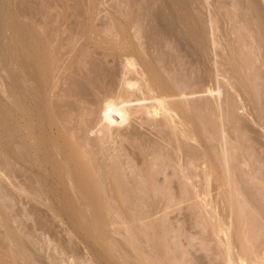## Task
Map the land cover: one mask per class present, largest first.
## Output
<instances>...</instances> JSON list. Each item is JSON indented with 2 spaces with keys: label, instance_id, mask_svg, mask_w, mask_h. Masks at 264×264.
I'll list each match as a JSON object with an SVG mask.
<instances>
[{
  "label": "rangeland",
  "instance_id": "obj_1",
  "mask_svg": "<svg viewBox=\"0 0 264 264\" xmlns=\"http://www.w3.org/2000/svg\"><path fill=\"white\" fill-rule=\"evenodd\" d=\"M156 48H157V51H156ZM103 50L104 52L106 51L105 55H104V52L102 53ZM146 50L149 53H147ZM126 57H129L134 60L136 64V68L138 67L142 68L144 66V69L146 68L147 71L150 70L149 74H150V77L151 76L153 77L152 80H154L155 84L157 83L159 87L161 86V89H164V92L168 94L173 92L172 91L173 87L170 85L175 86L173 83L178 79L182 80L183 82H184L183 79H186L188 83L185 82V84L187 85L188 84L190 85L192 83L191 85H193L194 88L190 85L189 88L191 89L192 87L190 91L194 89L196 90L195 92H197L196 94L199 95V97L194 98L195 100L197 99L195 104H197L198 110H195V112L193 110L192 115H191L193 117L190 116V112H189V116H190L189 119L191 120L190 126H193L194 128V130L192 131L194 132L196 131L195 132L196 134L195 133L194 134L196 135L197 141L186 140V142H189V145L193 144L192 146L195 148L192 147L193 148L192 150L199 151L202 153L206 152V154L205 153L204 154L208 155V158L204 156L205 158L204 159L202 158L201 159L202 161L200 160V162H204L203 160L205 159H207V161L209 160L211 163L214 162L212 165L208 161V163H210L208 167L211 166V168L214 169V170L211 169V171H214L215 173L218 172V175L216 176V178L220 177L219 173H220V170L222 169L219 164L220 162L217 159L219 156V154L217 153H219L221 149L218 137L222 136L221 131L225 132L224 130H221L222 128H226L225 136L228 139L227 142L230 144L229 145L227 143L229 146V149L234 148L233 149L234 152L231 151L233 156L234 154L235 156L237 155L236 157L238 158L242 156L240 160H243L246 158L248 154H250L249 155L250 157L251 155L254 158L256 156L253 162L251 161V164H247L248 162H246L247 161L246 159H250V160L253 159V157H251L252 158L251 159L249 156H247L248 158L245 159L246 161L243 160L240 162L245 161L247 165H250L248 168L251 167L252 163L254 165L255 164L260 165V166L257 165V167L256 165L255 167H253L252 165L253 170L254 168H256L255 171H253L252 169L246 168L245 170L247 171L248 170L253 171V172L249 171V174L248 172L247 173L245 172V174H248V175H244V173H241L240 171L241 176H245V177L247 176L245 179L250 180L251 178L249 177H251L252 175H255L254 174L255 172L257 174L258 173L257 169H260L264 165L263 163L264 162V0H0V264H82V263L83 264H147L146 258L147 260H149L148 258L151 256L152 258H156L159 263L160 261L158 260L157 257L159 256L162 257L164 256V254L166 256V259L172 258L170 260L168 259V263L171 262L172 264L173 259L176 255H177L176 256L177 258L175 257V259L182 258L180 256L181 253L183 257L185 255V259L187 260V262L186 260L184 262L186 264H190L189 262L191 260H192L191 261L192 264H194L195 262H197L198 264L199 260L204 259V255H202L203 259H202V256L201 258H199L200 256L198 255V257L196 258V261L194 259L195 262L193 263V258H195V256L193 257V253H196L197 249H189V248L185 249V247L186 248L187 246L190 247V245L192 244L191 243L192 241L199 239V235L201 234V231L204 233L208 231V230H205L207 228H204L202 225H200L202 222L200 221L201 222L200 223L197 220L199 219V217L201 216L203 212L205 213L204 215L207 218L205 220H207V222L210 223L209 227L212 224L211 220L208 217L209 211L206 209L212 206V202H211V205L207 206L206 208L201 207V209L203 208L206 210L202 209L201 212H198V214L200 213V215H198L196 211L200 209L201 205L196 206L195 204V203H197V205L202 204V202L204 203L208 200L207 198H209V201H211V197H208L209 194L207 196L205 195L206 192H210L211 194L212 190L209 187L206 188L205 186H203V188H199L201 189V191L202 190L204 191V192H200L201 193L200 195H202V198L205 195L207 197L205 198L206 201L205 200L203 201L204 198L202 199L199 196H198V199L200 198L202 200L197 201L196 199L197 196L196 198L193 197L194 199H196L197 202L193 198H192V200H194L193 202H191V199L189 200V203L191 202V205L193 203L194 207L196 206L199 208L195 207L193 209V205L190 207L185 205L186 202L188 203V201L184 202L185 204L183 203V205H185L184 207L182 204L178 205L179 207L177 208L174 207L173 205L171 207L167 206L168 208L165 206L166 210L161 209L163 208V206L162 204H160L161 207L160 205H156L160 209L158 210V208L156 207L157 209L155 208L154 210L155 213L151 215V213L153 212V210H151L153 208L151 207H155V206L151 205V207L149 208L152 211L151 212L148 209V207L150 206L149 203L147 204L148 205L147 208H146L147 205H145L144 203L145 199H147V195H146V198L144 197L145 194L147 193L146 188H149L150 185L151 187L153 184L155 185V181H153L154 179L152 177L151 178L153 180L151 178H149V180H146L147 179L146 178L144 180L145 183L142 182L143 184L141 185L143 186H141L140 185L141 182L137 181L136 178L138 179L139 177H141V175L143 176L144 174L142 173L144 172L146 175L147 174L146 169L156 167V166L154 167L153 165H152L153 167H151V164L150 166H148L149 164L148 162L150 159L152 161V158L151 156H148L147 152L149 150L154 151V149H156L157 147L159 148V146L162 143L166 144L165 142L160 143L161 140H159L158 136H156L157 134H155V130L151 128L152 125H149V122H150L149 120H148L149 121L148 123L146 124L143 123L144 125L142 126L141 125L139 126L137 124H132V128H128L130 132H124L128 136L118 135L119 136V138H117L118 145L116 142V146H115V141H116V137H115L114 147H113V148L117 147L116 148L117 150L114 151V154L117 155L118 158L117 157L115 158L118 159V162H122L125 160L128 161L127 158L130 160L131 158L135 157L134 155H136L135 159H137V157L139 158L137 159V161L134 159L132 162L131 161L129 162L131 163L130 164L131 166L132 163L136 164L139 161L138 165L133 164L132 166H134V172L135 171L140 172L141 170V173H139L141 175L136 173V175L138 174L137 176H139L137 177L135 173L133 172V170L132 172H130V170L128 169L130 172L129 174L134 173L133 175L135 176V179L134 177H132L134 180H132L131 178H128V179H130L131 182L132 181L135 182V180L137 181L136 183L140 182L137 185L135 183L134 186H138V187L141 186L142 188H144V186L146 187L148 185L149 187L147 186L146 188H144L146 191L145 194H144L145 191H142V188H138L141 190V192L140 190L138 191V189H137V192H134L136 187L133 188V183L132 184L129 183L130 185L122 184L125 186V187L123 186L125 190L127 187L126 191H123L124 189L121 187L123 189L122 192H124V194H122L121 191L116 190L118 185H114L115 181L118 179L120 180L121 178L122 179L120 181L124 180L123 175L125 174L122 173V171L123 172L127 171V170L121 171L120 169L121 172L119 171L118 172L119 174H117V176L115 174V176L119 177L121 175L122 176L121 178L117 179L116 177H114L116 179L115 181H110V179H108L107 181V178H106V181L108 183L114 182L112 183L113 185L111 183L108 184V186H110V189L106 188V189H109L110 191H112L113 189V191L111 192L113 197L112 196L111 197L114 200H116L113 202L114 206L112 205L113 203L110 202L111 201L110 199H109L110 200L109 203H112L110 204L112 206H110L109 203H105L107 206L104 203H102L104 201L108 202V200H106L107 199L106 197L103 198L100 196V199H97L99 198L97 195L101 194L99 193L101 192V190H98L99 192L96 191L98 194L94 195L95 191L93 189L89 188L90 190L88 191L86 188L84 189V188H79V187L76 188L78 194L80 195L79 193L80 191H82L83 195L87 194L86 195L87 198L86 196L82 197V193H81V197L85 198L89 202L92 201L93 204H90V205L85 204L83 205L84 207L82 205H81L82 207L75 205L76 203H78L76 201L80 200L79 199L80 196L77 195L79 196L78 197L79 200L78 199L75 200L72 197H75L76 195L74 194L75 196H72L73 194H69L70 192H67V190H65L67 188L66 186L67 181H64V180L68 179V176L66 177V175H64L65 173L63 174L64 175L63 176L62 175L63 172L59 174L60 176L62 175V178L65 177V179L64 178L63 179L61 178L62 180L60 179L62 182L64 181L62 184H60L59 182L60 188H55V186L53 187V184H50V183H49L50 185L48 186V183L45 181L46 177L43 176V174H41V177H40V174H37V176L38 175L39 176L36 177L37 182L39 181V184H41L44 187L45 191H48V192L52 191V193L54 194L56 192L55 189H59L57 190L58 194L55 193V195L57 196V198H59L60 202L63 200L62 203H58V204L52 203L50 204L52 206H50L49 204H46V205L42 204L40 206L37 205L35 206L36 208H34L32 206H29L28 204H25L21 200V195L19 193L20 185L18 184L19 179H17V177L19 178V174H18L19 172L15 173L17 171V170L15 171V169L18 167H21V164L23 165L22 167H26L30 165L31 162L33 164L35 162L34 161L35 158L32 159L31 158L32 156H29L30 152L27 153L25 151V153L28 155H26L23 152L25 155V159H26V160L24 159V161L25 162L27 161V162L24 163L22 159H18L19 153L17 152L19 151L16 152L18 154L17 155L15 153V150H17L16 149L17 145H15V142L17 141L18 145L20 143L21 144L23 143L24 145L26 144L25 146H27L28 143L33 142L32 138H34L35 135L37 136V134L34 133V130H36L39 127H40L39 130H41L43 124L45 123L46 117L50 116L49 117L50 120L55 119L53 117L54 115L53 116L49 115L50 114L49 108L51 107V105L49 107V104L52 102L51 101L52 99L55 100V98L53 97H56L55 95L60 93V92L59 93L57 92L60 91L61 88L65 86L64 91H66V89L69 88L68 86H66L67 83L65 84V82H67L68 79L73 80L74 78V81L81 79V83L83 85L86 84V82L83 83V80H82L84 79L85 81V78L79 76L80 73L76 74L75 72H73L74 70H77L76 72L80 71L78 69L79 66H81L79 65L80 61L81 62L83 61V63L88 62L86 64L84 63V65H87V66L90 64L89 61L91 60L93 61L91 62L93 64L94 63L96 64V61H97V64L102 63V65H105V66H109V67L113 66L114 71L116 72L113 75V77H115V75L118 76L117 73H119L120 70L122 69L121 64L119 62L123 61L122 58L124 59ZM104 61H106L105 64L103 63ZM74 63L78 64L79 66L78 65L75 66ZM64 67H67L68 71L67 69L65 70ZM81 68L82 67H80V69ZM172 69L174 70L172 71ZM56 74L60 76L57 77ZM61 75L65 77L63 78L61 77ZM72 75L75 77H72ZM169 75L174 78V79L172 78L173 80H175L176 77L178 78L175 81L170 83L171 77L170 79L167 78L169 77ZM56 77L57 79H55ZM66 77L67 78L69 77V78L67 79ZM76 77L78 79L75 80ZM65 78L67 79V81ZM64 79L65 81L64 83H62ZM188 80H191L190 81L191 83ZM5 85L9 87V90H7L8 93L6 92V88L8 87H6ZM206 88H215L214 90L218 89L220 93L218 97L220 98L218 99V97H215L217 96V93H214L213 95L209 94V96H206L208 94H206V92H203V90H205ZM64 91L61 90L62 93ZM202 92H203V95L200 96ZM48 93L50 94V97ZM46 94L47 96H45ZM62 97L66 99V97L64 96ZM214 97L217 98L216 99L217 102L218 101L222 102L221 104L218 103L219 108L215 105L217 104V102L216 100H214ZM26 98L27 99L29 98L28 101ZM44 98H45V104L43 105L45 106L48 104L45 107L40 104L44 102ZM174 99L175 98L172 97V100L176 101V99L175 100ZM212 101H215V103ZM32 102L33 103L35 102L36 105H34ZM12 103H13V106H12ZM7 104H9V106H7ZM205 104L206 105L210 104L214 106L213 107L214 109L213 110L210 109V112L208 111L209 113H207V111H205L202 107V105H205ZM39 105L41 107H39ZM17 107H18V111H17ZM42 108L44 111H42ZM38 109H41V111ZM46 110L48 113L46 112ZM219 112L220 114H222V116L219 114ZM225 112L227 113L225 114ZM206 113H207V116L210 115L208 119H207ZM19 116H20V119H19ZM22 119L24 123L21 121ZM25 119L27 120L29 119V121L26 120L27 121L26 122ZM47 119L48 118H46V120ZM206 121H209L210 123ZM218 121H220V123ZM33 123L37 127L33 125ZM203 123H205L204 125H208V126L211 124L210 125L211 127L209 126L211 130L208 128L209 131H207L206 128L208 126L205 128L206 130L205 129L200 130V129H203ZM219 124H221L220 130L218 129ZM21 125L26 126V127H23ZM33 127L35 128L34 130H33ZM6 128L9 130H6ZM134 131L136 132L134 133ZM6 132H8L9 135L5 134ZM205 132L209 133V135L207 134L209 138L213 135V138H211L210 140L208 138L209 142L207 143V145L205 143L207 142V139L203 137V136L207 137ZM216 132L217 133L219 132V133L217 134ZM90 136L93 137V134H90ZM52 138L53 136L50 137L49 143L50 141L52 142L53 140H55V137L53 139ZM62 140H64L65 142L66 139H62ZM67 140H69L68 137H67ZM67 140L66 142H68ZM155 140L157 143H160V144L159 145L156 144ZM151 141H154V142H151ZM220 141H221V137H220ZM210 142L212 144H210ZM154 143H155V146L154 145H153L154 147L151 146ZM111 144H109V146ZM170 144L173 145L174 143L171 142ZM194 144L196 146H194ZM202 144L206 146L204 147ZM208 144L211 146V148L209 146L210 150H208L207 148ZM7 146L8 148H6ZM20 146L18 149L21 150L20 152H22L23 149ZM25 146H23V148ZM148 146L154 149L152 148L149 149ZM110 147H112V145ZM166 147H171V146L168 145ZM183 148H185V146ZM118 149L120 152H117ZM203 149L204 151H202ZM5 151H8V153ZM155 151L158 152L157 149ZM138 152H141V153H138ZM149 152H152V151H149ZM171 152L173 155H175L173 151ZM208 152H210V154H208ZM152 153H149V154H152ZM215 153L218 156H215L216 155ZM141 154L145 156V159H148V161L145 159H144L145 161H142ZM22 155L20 157H23ZM128 155H131V156L133 155V157L131 156L127 157ZM210 155L212 157L215 156V158L216 157L217 158L216 159L214 158L213 160V158H211ZM123 157L125 158V160ZM152 157H155V156L152 155ZM157 158H155L156 161H157ZM159 158H160V161L163 160L161 159V157ZM7 159H8V162H5L7 161ZM170 159L171 157H168L165 161H169ZM233 160H234V157L233 159L231 158L230 161H233ZM12 162H14V164L16 163L17 166L14 165ZM234 162L236 164L237 161H233V164ZM157 163H160V162L157 161ZM7 164L8 165L10 164L9 166H11L12 168L16 166V168H14L15 172H12L13 169L9 168ZM204 164L206 163L204 162ZM242 164L244 165V168H245L246 165L244 163ZM242 164H240V166ZM4 166L8 167V170L11 172L12 175L10 174L9 171H8L9 174L8 175L6 174L7 169L5 171ZM173 166H175V163ZM175 168L177 169V166ZM240 168L241 167H239V169ZM262 168H263L262 170L260 169L262 172H259V173H262L263 177L261 176V174L259 175L262 178H264V172H263L264 166ZM197 169L196 171L200 173L201 168L199 167ZM151 170H150V173H151ZM117 171L118 170L116 169V172ZM153 171L154 169L152 170V173ZM236 172L235 173L238 174V170ZM58 173H60V171ZM129 174L128 176L131 177ZM145 175L143 177H146ZM211 175H213V172H211ZM110 176L112 177V175ZM143 177H141V179H143ZM210 177H209L210 181H212L213 178H215L214 175ZM261 177L260 179H262ZM43 178L45 180H42ZM124 178L126 182H130L126 180L127 179L126 177ZM173 178L177 181V178H175V175ZM214 180L216 181V183L214 182ZM214 180L213 182L217 184L218 179H214ZM125 181L121 183H124ZM250 181L252 182V180ZM250 181L249 183L251 184ZM65 182H66V185H65ZM75 182L76 181H74V184ZM199 182H202V180ZM213 182H210L211 183L210 187L212 188L214 187L212 185ZM253 182H255V184L257 183L255 180ZM161 183L163 182H160L159 184ZM165 183H164V187L167 185V184L165 185ZM159 184L156 183V185L158 186ZM243 184L245 185L244 189H246L248 186L246 181ZM255 184H253L254 187L252 190H250L252 186L251 185L248 186V188L246 189L247 190L246 193L250 196L252 195L253 199H256V202L255 200H252L254 201L253 202L254 204L255 203L260 204L261 202H258L257 199L259 198L258 199L259 201L263 200L262 198L264 196L260 199L261 195L259 196V194H256L253 190L254 189L260 190V186L262 184L260 185V181H259L260 186L257 184L258 185L257 187L259 188H256ZM122 185L120 184V186ZM61 186H63L64 190L63 189L60 190L62 188ZM113 186L114 188L116 186L115 190ZM129 186H131L134 190H129ZM2 187L3 188L5 187L6 189L5 188L3 189ZM131 187L130 189H132ZM263 187H264V182H263ZM205 188L207 190H205ZM263 189L264 188H261V190ZM102 190L104 191V189ZM213 190L216 191V189H213ZM220 190H221L220 193H223L224 190L226 192V189L224 187H223V192H222V189ZM258 190H255V191L257 192ZM261 190L259 191L260 194L262 193ZM21 191L22 190H20V192ZM61 191H65V193H63L64 196L62 195ZM172 191H174V189H172ZM7 192L9 195L6 194ZM138 192L139 194H137ZM52 193H48V195L54 196ZM90 193L91 194L93 193V194L90 196ZM4 194L6 197L4 196ZM59 194L61 195L59 196ZM65 194H68L70 195V197L71 196L72 197L69 198V196ZM212 194L210 196H213ZM214 194L216 193L214 192ZM93 195L95 197L97 196L96 198L97 200L102 199L103 201L98 202L94 198ZM126 195L128 196V199ZM137 195L140 196L139 198L140 200H141V197H143V199L145 198L142 202L143 205L139 203L141 201L138 200L137 197L139 196ZM255 195H258L259 197L257 198L255 197ZM7 196L9 197L7 198ZM27 196L28 198L34 197L35 199L36 198L38 199L37 195H31V193L30 195L27 194ZM161 196L164 197L162 194ZM60 197L62 198L60 199ZM124 197H125V200L127 199L126 201L122 200V198ZM133 198H135L137 201L134 200ZM129 199H130V203H129ZM72 200L75 201V203H71ZM93 200H96L97 203L95 202V204H98V205H95ZM121 200H122V203H120ZM131 201L134 202L135 205ZM252 201H250V203H252ZM83 203L85 202H82L81 204ZM263 203L264 202H262V204ZM94 206H97L98 208L100 207L99 208L100 210H98V208ZM106 208H108V210ZM195 209L197 210L195 211ZM156 210H158V212H156ZM149 211H150V215L148 214L146 216L147 212L149 213ZM164 211H166V213ZM195 212L198 215L197 219L195 218L197 217ZM164 215L166 218L164 217ZM204 215H202L201 217L203 218ZM130 216L133 220L130 218ZM115 217H116V220H115ZM190 217L192 219H196V223L197 221L199 222V224H196L200 230V231L196 230V232L198 231L199 235L198 233L196 234L195 231H193L197 227L194 228L195 224L192 222L194 220H192ZM151 219L152 221L154 220L153 223L150 222ZM159 219H162L164 221L166 220V221L163 222L162 220H159ZM148 220L150 222L149 223L150 225L146 223V221L148 222ZM202 221H204V218L202 219ZM163 223H164V226H163ZM166 223L170 225L168 226ZM192 223L194 226L192 225ZM205 223H202V224H205ZM190 224H191V227L193 228L190 227ZM149 226L153 227V230L155 231L156 234H154V232L151 231L152 228ZM161 226H163L165 229ZM160 227L162 229L161 233H159L161 231ZM148 228L149 229L151 228L150 230L151 232L149 231ZM127 229L129 231L128 232L129 234L126 232ZM157 230H160V231L158 232ZM163 230H166V231L163 232ZM170 230L171 231L173 230V231L171 232ZM165 232H166V235H165ZM210 232L211 230L209 231V236L211 234ZM152 233L154 235L150 237L149 235ZM147 234L149 237L147 236ZM170 234L172 236H170ZM204 235L206 236V234ZM205 236L204 237L200 236V239L202 238L203 242L200 240L199 241L200 244L196 243L197 245L194 244L195 246L193 245L191 246L195 248L196 246L198 245L200 246L201 244L203 246L204 245L203 243H206L205 244L206 246L207 242L211 240L207 241L208 239H210L208 236V232H207L208 238ZM204 238H207V239L204 240ZM213 239H214V235H213L212 241ZM152 240L154 241V243L156 242V244L152 243V245L156 246V247L153 246L154 248L152 246H151L152 248L149 246ZM187 240L189 242H187ZM169 241H171L172 243ZM146 242L148 243V245H146ZM174 242H176L178 245H176V243ZM185 242H187L188 245H186ZM165 243L166 245H164V247L169 245V247L171 246L170 247L171 250L169 249L168 246H167L168 249L166 247H165L166 249L163 248V244ZM213 243L215 244L216 241ZM213 243H211L210 245H212ZM217 243L219 244L218 240H217ZM210 245L208 247L211 250L213 249V251L210 250V252H207L209 250H206L208 254L211 252L214 253V250L217 248L216 247L217 245L214 246L215 248H211ZM205 246L203 247L205 248ZM219 246L221 250L223 251L222 245L219 244L218 248ZM199 248H198V251H199ZM202 249L203 248H201V250ZM205 249H208V248H205ZM75 250L77 251V253ZM146 250H148L150 254H146L148 253V251ZM176 250H178V252H176ZM184 250L186 251L189 250L190 252H192V256L189 251L188 253H186V251ZM203 251L205 252V250ZM165 252H168L169 255ZM172 252H174L175 254H173ZM206 252L205 254H207ZM216 252L217 254H219L218 251ZM221 252L219 254L220 256H222ZM177 253H179V255ZM213 253L212 255L216 256V258L218 259L221 258L219 257V255L217 256L216 254H213ZM146 255L147 256L150 255V256L147 257ZM186 255L188 256L187 257L188 259L186 258ZM212 255L210 254V257L208 258L209 260L212 259L211 258ZM189 257L191 258L189 259ZM206 258L207 257H205V259ZM223 258H224V254H223L222 259ZM205 259L203 261H205ZM208 259H206V261ZM218 259H217V264L223 262V261H220L218 263L219 261ZM160 260H161V264H163V262L164 264L167 263V262L165 263V260L164 261L162 259ZM155 261L156 260H153L154 263ZM181 261H182L181 264H183L184 263L183 260ZM206 261L204 263H206ZM179 262L178 264H180ZM222 264H224V262Z\"/></svg>",
  "mask_w": 264,
  "mask_h": 264
},
{
  "label": "bare ground",
  "instance_id": "obj_2",
  "mask_svg": "<svg viewBox=\"0 0 264 264\" xmlns=\"http://www.w3.org/2000/svg\"><path fill=\"white\" fill-rule=\"evenodd\" d=\"M121 49V48H120ZM119 49V50H120ZM108 50V49H107ZM112 51V50H111ZM124 51V50H123ZM147 51V50H146ZM156 51H157V48H156ZM163 51V50H162ZM165 51V50H164ZM104 52V50L102 51V53ZM106 52V51H105ZM104 52V55L106 54ZM108 52V51H107ZM114 52V51H113ZM126 52V51H125ZM128 52V51H127ZM96 53V52H95ZM109 53V52H108ZM112 53V52H111ZM140 53V52H139ZM147 53H149L148 51H147ZM97 54V53H96ZM125 54V53H124ZM133 54V53H132ZM135 54V53H134ZM165 54V53H164ZM167 54V53H166ZM121 56V55H120ZM119 56V57H120ZM125 56H127V55H125ZM129 56V55H128ZM92 57V56H91ZM105 57H107V56H105ZM130 57H132V56H130ZM100 59V58H99ZM177 59V58H176ZM82 60V59H81ZM94 60V59H93ZM101 60V59H100ZM99 60V61H100ZM122 60L123 61H120L119 63L121 64V67H122V69L120 70V72L119 73H117V75L118 76H116L115 75V77H113V75L116 73L115 71H114V68H113V66H105V65H102V63L100 64V63H98L97 64V61H96V64L94 65L93 63H91V62H93L92 60L91 61H89V60H87V61H89V65L87 66V65H84V63H83V61L81 62H79V65H81V66H79L78 64H75V66L76 65H78L79 66V70L81 71H79V72H76L77 70H74L73 72H75L76 74H78V73H80V77H83V78H85V81H84V79H82L83 80V83L84 82H86V86L85 85H83L82 83H81V79H78L77 77L75 78V80L76 79H78L77 81L79 82H77V81H74V78H73V80H70V79H68L67 77V79H68V81H67V79H66V81L67 82H65V84H66V86H68L69 88H67L66 89V91H64L65 90V86L63 87V88H61V90L62 91H64L63 93L61 92V90L60 91H58L57 93H61L62 94V96H64V97H66V99H64L62 96H61V94L59 93V94H56L55 96L56 97H53V98H55V100H53L52 98V102L49 104V107H50V105H51V107L49 108L50 110V114L49 115H51V116H53L55 119L54 120H50V116L49 117H46V116H44V117H46V118H48L47 120H46V118H45V123L43 124V126H42V128H41V130H39L40 129V127L39 128H37L36 130H34L35 128V124L33 123V125H35L34 127H33V130H34V133L35 134H37V136L35 135H33L34 136V138H32L33 139V142H30V143H28L27 144V146H28V148H27V146H25L23 143L21 144L20 142V144H21V146H20V144L18 145V142L16 141L15 142V145H17L15 148L17 149V150H15V153L17 152V151H19V152H17V153H19V158H18V156H17V158L18 159H22L23 161H24V159H25V155H24V153H25V151L27 152V153H29L30 152V155L29 156H32L31 158L33 159V158H35V164L33 163L32 164V162H31V164H30V162H29V164L30 165H28V166H26V167H22L23 165L21 164V167H18V168H16V163L14 164V162H12L14 165H16L15 167H14V165H13V167L14 168H16L15 169V171H14V168H12L11 166H9L8 164H7V166L9 167V168H12V169H10V170H12V172H15V173H17V172H19L18 174H19V178L17 177V179H19L18 181H19V187H20V190H22L21 192H20V190H19V193H20V195H21V200H22V202H24L25 204H28L29 206H32V207H34V208H36L35 206H37V205H46V204H54V203H62V201L60 202V200H59V198H57V196L55 195V193H57L58 191L57 190H59V189H55L56 190V192L53 194L52 193V191L50 192H48V191H45L44 190V187L41 185V184H39V181L37 182V178L36 177H38L37 176V174H40V177H41V174H43V176H45L46 177V180L43 178L42 180H45L47 183H48V186L50 185V184H53V187L55 186V188H60V185H59V182H60V184H62L64 181H67V185H66V182H65V185L67 186V188L65 189V190H67V192H70L69 194H73L72 196H75V197H77V198H75V197H72L73 199H78V197L80 196V200L79 201H76V202H80L79 204L78 203H76L75 205H77V206H80V207H82L83 205H85V204H88V205H90V204H93L92 203V201H87L85 198H82V197H84V196H86V195H83V193H82V191H80L79 193H80V195L78 194V192H77V190H76V188H86L88 191L90 190V189H93L95 192H94V195H96V194H98L97 192H99L98 190H101V192H99V193H101L100 195L98 194L97 196L99 197V198H97V196L95 197L94 195V198L96 199H100V196L101 197H103V198H107L106 200H108V202H106V201H104V202H102V203H109V201L110 202H114V201H116V200H114L112 197V191H113V189H112V191H110L109 189H110V186H108V184L109 183H111V182H107L108 181V179H110V181H115L116 179L114 178V177H116L117 176V174H119L118 172L120 171V169H121V171L122 170H127V171H125V172H123L122 171V173H124L125 175H123V179L124 180H122V181H120L122 178V176L120 175L119 177H116L117 179L118 178H121L119 181L118 180H116L115 181V184L114 185H118L117 186V188H116V186H115V188H116V190H119V191H121V193L122 194H124V192H122V190L124 189V185H122V184H129V183H133V188H135L136 187V189H135V191L134 192H137V189L138 188H142L141 186H143V185H141V184H143V183H145L144 182V180L146 179V180H149V178H151L153 181H155V185H154V187H153V185H152V187H151V183L149 184L150 185V187L149 188H146L145 186H144V188H146V191H147V193H146V191H145V189L144 188H142V191H145L144 192V194H145V198H146V195H147V199H145V201H144V203H145V205H147L148 203H149V207H148V205L146 206V208L148 207V209L151 207V205L153 206H155V207H151V208H153V209H151V210H153V212L151 213V215L153 214V213H155V208L157 207L158 208V206H156V205H160V204H162V206H163V208H161V209H165L166 210V207L167 206H169V207H171L172 205L174 206V207H179L178 205H180V204H182L183 205V203L184 202H186V201H188V203L186 202V204L185 205H187V206H192L193 205V203H192V205H191V202H193L194 200L196 201V199H197V201H199V200H202L203 198V201L205 200L206 201V199L205 198H207L206 196L209 194V196L208 197H211V201H209V198H207L208 200V202H210V203H208L207 201L206 202H202V204H198L197 205V203H195L196 204V206H199V205H201L200 206V209L199 210H197V209H195V211L197 212V214H198V212H201L202 211V209H201V207H204V208H206L207 206H210L211 205V202H212V206H210V207H208V208H210V209H208V208H206L208 211H206V212H208L209 213V215H208V217H209V219L211 220V226L209 227V225H210V223L209 222H207V220H205V219H207L206 217H205V213L203 212L202 214H201V216L202 215H204L203 216V218H204V221H202V217L200 216L199 217V219H197L198 218V215H200V213L197 215L196 214V212H195V214H196V216L197 217H195L199 222L201 221L202 223H205V221H206V225L205 224H202L201 222V224L200 225H202L204 228H207V229H205V230H208V231H206L205 233L204 232H202L201 231V234L199 235V233H198V231H200L199 230V228L197 227V225L196 224H199V222L197 221V223H196V219H192L193 218V216L195 215H193L192 216V220H194V221H192L194 224H195V227L194 228H196V229H194L193 231H195V233L197 234L198 233V235H199V239H197V240H195V241H190L191 243V245H193V246H195L194 244H198L199 243V241L201 240L202 242H203V240H202V238L200 239V236L201 237H204L205 235L204 234H206V236L205 237H207V232H208V236H209V231L211 230V234H210V236H209V238L210 239H208L207 241H209V240H211V241H209V242H207V245L205 246V244L206 243H203L204 245L203 246H205V248H208V249H205L203 246H202V244L199 246V247H201V248H203L202 250H201V248H199L198 246H196L195 248H193L191 245H190V247H188L187 246V248L185 247V249H197L195 252L197 253H193V257L195 256V258H193V263L196 261V258L198 257V255L200 256L199 258H201V256L202 255H204V259H205V257H207L206 259H208L209 257H210V254L212 255V253L213 252H211V253H207V252H210V248L208 247L211 243H213V242H215L216 241V243H217V240H218V242H219V244H221L222 245V247H223V251L221 250V248H220V246H219V248H218V243L216 244H212V245H210V247L211 248H215L214 246H216L217 248H218V250H217V248L215 249L216 251H218V253L220 254V252L222 253L221 255L222 256H220L219 254H217V252L214 250V253L213 254H216L217 256L219 255V257H221V258H216V256H214V255H212L211 256V258L213 259V261H212V259H208L207 261H208V263L210 264L211 263V261H212V263L213 264H217V259L219 260L218 261V263L220 262V261H223L224 262V264H264V203L262 204V202H264V194H263V190H261V188H264L263 187V182H264V178H262L263 177V174L262 173H259V172H262L261 170L263 169L262 167L264 166H262L260 169H257L258 170V173L256 174V172L254 173L255 175H252L251 177H249V178H251L250 180H252V182L250 181V180H246L245 178L247 177H245V176H241V173H244V175H248L249 174V171H251V170H245L246 168H248L250 165H247V164H251V161L253 162V160L256 158V156H255V158L251 155V157H253V159L249 156L250 154H248L247 156H249L252 160H250V159H246V158H248L247 156H246V160L245 159H243V160H245L246 162H248L247 164H246V162L244 161V162H240V161H243V160H240V158H242V156H240L239 158L238 157H236L235 156V154H234V156H233V154H232V152L231 151H233V149L234 148H231V149H229V146H228V139H227V137L225 136L226 135V128H222L221 129V124H219L218 126H219V130L221 129V130H224L225 132H223V131H221L222 133H221V135L222 136H220L221 137V141H220V137H218L219 138V142H220V152L219 153H217V154H219V156L216 154L215 156H218V160H219V164H220V166H221V170H220V173H219V178H220V180H219V178H216V176L218 175V172L217 173H215L214 171H211V166H209L208 167V165L211 163L209 160V162L210 163H208V161H207V159H205V160H203L206 164H204V162H200V160L203 158H205L204 156H206L207 158H208V155H205L206 154V152H204V153H202V152H199V151H194V150H192L193 148H195V147H193L192 145H189V142H186V140H188V141H197L196 140V131L194 132V131H192V130H194V128H193V126H190V122H191V120L189 119L190 118V116L192 115V112H193V110H194V112H195V110H198L197 109V104H195L196 103V100L194 99L195 97H199V95L198 94H196L197 92H195L196 90H192V91H190L191 89H192V87H193V85H191L192 83L190 82L191 80H188L191 84V89L189 88L190 87V85L188 84H185V82H187V80L186 79H183L184 80V82L182 81V80H176L178 77H176L175 78V80H173L174 78L173 77H171L170 75H169V77H167V78H169L170 79V77H171V79H170V83L171 82H173V81H175L173 84L175 85V86H173V85H170V86H172L173 88H172V93H170V94H168V93H166V92H164V89H161V86L159 87L158 85H157V83L155 84V82H154V80H152V76L150 77V70L149 71H147V69L145 68L144 69V66L143 65H141V66H143L142 68L141 67H138V68H136V64H135V62H134V60L133 59H131V58H129V57H126V58H122ZM160 60H161V58H160ZM168 60V59H167ZM167 60H165V61H167ZM98 61V62H99ZM136 61V60H135ZM105 62L106 61H104L103 63L105 64ZM78 63V62H77ZM83 63V64H82ZM86 63H88V62H86ZM85 63V64H86ZM108 63H109V61H108ZM168 63V62H167ZM71 64H72V62H71ZM100 64V65H99ZM141 64H142V62H141ZM164 64V63H163ZM85 67H84V66ZM99 65V66H98ZM138 65V64H137ZM74 66V67H75ZM101 66V67H100ZM174 66V65H173ZM70 67V66H69ZM80 67H82L81 69H80ZM165 67V66H164ZM168 67V66H167ZM245 67V66H244ZM139 68H141V69H139ZM58 69V68H57ZM64 69L66 70L67 69V67H64ZM76 69V68H75ZM167 69V68H166ZM65 70H63V71H65ZM73 70V69H72ZM174 69H172V71H173ZM67 71H68V69H67ZM170 71V70H169ZM23 73V72H22ZM58 73H59V71H58ZM57 73V74H58ZM64 73V72H63ZM66 73V72H65ZM12 74H13V72H12ZM56 74V75H57ZM69 74V73H68ZM75 74V75H76ZM53 75H55V74H53ZM65 75V74H64ZM74 75V74H73ZM72 75V77H75V76H73ZM172 75V74H171ZM7 76V75H6ZM60 76V75H59ZM58 75H57V77H59ZM71 76V75H70ZM78 76V75H77ZM166 76H168V75H166ZM57 77L55 78V79H57ZM61 77H63L62 75H61ZM65 77V76H64ZM63 77V78H64ZM72 77H71V79H72ZM175 77V76H174ZM10 78V77H9ZM62 78V79H63ZM181 78V77H180ZM188 78V77H187ZM5 79H6V77H5ZM54 79V80H55ZM65 79L63 80V82L62 83H64V81H65ZM166 79V78H165ZM190 79V78H189ZM61 80V79H60ZM69 80H70V82H69ZM6 81V80H5ZM9 81V80H8ZM51 81V80H50ZM179 81V82H178ZM56 82V81H55ZM54 82V83H55ZM59 82V81H58ZM182 82V83H181ZM60 83V82H59ZM188 83V82H187ZM52 84V83H51ZM58 84V83H57ZM61 84V83H60ZM59 85V84H58ZM6 87H8L7 85H5ZM21 86V85H20ZM43 86V85H42ZM5 87V88H6ZM29 87V86H28ZM38 87H40V86H38ZM57 87V86H56ZM159 87V88H158ZM48 88V87H47ZM52 88V87H51ZM194 88V87H193ZM217 88V87H216ZM46 89V88H45ZM56 89V88H55ZM189 89V90H188ZM215 88H206L205 90H203V92H206V94H208V95H206V96H209V94L210 95H213L214 93H217V96H215V97H218L219 96V90L218 89H216V90H214ZM7 90H9V87L8 88H6V92L8 93V91ZM30 90V89H29ZM52 90V89H51ZM5 91V90H4ZM22 91V90H21ZM32 91V90H31ZM37 91V90H36ZM49 92H51V91H49ZM169 92V91H168ZM203 92H202V94H200V96L201 95H203ZM31 93V92H30ZM37 93V92H36ZM47 93V92H46ZM199 93H201V92H199ZM10 94V93H9ZM49 94V93H48ZM52 94H53V92H52ZM196 94V95H195ZM92 95H93V97H92ZM94 95H95V97H94ZM198 95V96H197ZM10 96V95H9ZM20 96V95H19ZM44 96V95H43ZM42 96V97H43ZM45 96H47V94L45 95ZM206 96H205V98H206ZM29 97V96H28ZM40 97V96H39ZM49 97H50V94H49ZM91 97V98H90ZM172 97H174L175 99H176V101H173L172 100ZM214 97V100H216L217 98H215ZM41 98V97H40ZM71 98V99H70ZM93 98V99H92ZM220 97H218V99H219ZM27 99V98H26ZM29 99V98H28ZM28 99H27V101H28ZM68 99V100H67ZM174 99V100H175ZM192 99H194V100H192ZM199 99V98H198ZM42 100V99H41ZM213 100V99H212ZM8 101V100H7ZM12 101V100H11ZM33 101H34V99H33ZM37 101H38V99H37ZM46 101H48V100H46ZM211 101V100H210ZM258 101V100H257ZM16 102V101H15ZM212 102H214L215 103V101H212ZM216 102H217V100H216ZM10 103V102H9ZM14 103V102H13ZM13 103H12V106H13ZM33 103V102H32ZM218 103H222V102H220V101H218L217 102V104H215L217 107H218ZM11 104V103H10ZM24 104V103H23ZM34 105H36L35 104V102L33 103ZM38 104V103H37ZM42 106H44L43 104H45V98H44V102L43 103H40ZM46 104H47V102H46ZM220 104H219V106H220ZM19 105V104H18ZM48 105V104H47ZM47 105H45V106H47ZM7 106H9V104H7ZM6 106V107H7ZM27 106V105H26ZM38 106V105H37ZM44 106V107H45ZM210 106H212V105H210V104H205V105H202V107H203V109L205 110V111H207V113H209L210 112V109L211 110H213L214 108V106H212V107H210ZM21 107V106H20ZM39 107H41L40 105H39ZM39 107H37V108H39ZM200 107V106H199ZM224 107V106H223ZM22 108V107H21ZM33 108H34V106H33ZM47 108V109H48ZM219 108V107H218ZM222 108V107H221ZM225 108V107H224ZM230 108V107H229ZM8 109H9V107H8ZM16 109V108H15ZM206 109H208V110H206ZM217 109V108H216ZM7 110V109H6ZM20 110H22V109H20ZM38 110H40L41 111V109H38ZM37 110V111H38ZM228 110V109H227ZM9 111V110H8ZM17 111H18V107H17ZM42 111H44L43 110V108H42ZM202 111V110H201ZM209 111V112H208ZM215 111V110H214ZM213 111V112H214ZM220 111V110H219ZM226 111V110H225ZM36 112V111H35ZM39 112V111H38ZM46 112H47V110H46ZM189 112H190V116H189ZM199 112V111H198ZM217 112H218V110H217ZM9 113V112H8ZM19 113V112H18ZM22 113V112H21ZM20 113V114H21ZM48 113V112H47ZM203 113V112H202ZM207 113H206V116H207ZM222 113V112H221ZM227 112H225V114H226ZM30 114V113H29ZM205 114V113H204ZM219 114H220V112H219ZM28 115V114H27ZM40 115V114H39ZM45 115V114H44ZM47 115V114H46ZM188 115V116H187ZM198 115V114H197ZM221 116H222V114H220ZM8 116V115H7ZM22 116V115H21ZM210 116V115H209ZM209 116H207V119H208V117ZM226 116V115H225ZM12 117V116H11ZM10 117V118H11ZM42 117H43V115H42ZM53 117H51V118H53ZM158 117V118H157ZM191 117H193V116H191ZM197 117V116H196ZM219 117V116H218ZM27 118V117H26ZM29 118V117H28ZM225 118V117H224ZM224 118H223V120H224ZM232 118V117H231ZM19 119H20V116H19ZM18 119V120H19ZM24 119V118H23ZM23 119L21 120L23 123H24V121H23ZM37 119V118H36ZM206 119V120H207ZM211 119V118H210ZM216 119V118H215ZM222 119V118H221ZM221 119H219V120H221ZM240 119V118H239ZM27 119H25V121H26ZM31 120V119H30ZM34 120V119H33ZM40 120V119H39ZM150 122H149V121ZM217 120H218V118H217ZM27 121H29V119L27 120ZM26 121V122H27ZM210 121V120H209ZM209 121H206V122H209ZM31 122V121H30ZM37 122V121H36ZM149 122V125H152V127L151 128H153L154 130H155V134H157L156 136H158V138H159V140H161V142L160 143H162V142H165L166 144H164V143H162L160 146H159V148L157 147V145H156V149L158 150V152H156L155 150L156 149H154V148H152V147H149L148 146V148L150 149V148H152V149H154V151L153 150H149V151H152V152H147V154H148V156H151V158H152V161H151V159L149 160V164H148V166H150V164H151V167H155V168H149V169H146V172H147V174L145 175V172L144 173H142V174H144L146 177H143L141 174H139V173H141V170H140V172L139 171H135L134 172V166H132L134 163H132V165L130 166V162L129 161H133L135 158H136V155H134L135 157H133V155L131 156V155H128L127 157H133V158H131L130 160L127 158V160L128 161H126L125 160V158H126V156H125V158H124V160L125 161H122V159H121V161L122 162H118V157H117V155H115L114 154V151H116L117 149V147L116 148H113L114 147V139H115V137H116V141H115V146H116V142H117V138H119V136L118 135H126L124 132H130L129 131V129L128 128H132V124H137V125H144L143 123H148ZM201 122V121H200ZM219 123H220V121H218ZM222 122V121H221ZM7 123V122H6ZM9 123V122H8ZM16 123V122H15ZM22 123V124H23ZM210 123V122H209ZM28 124V123H27ZM205 123H203V129H200V130H204L208 125H204ZM208 124V123H207ZM228 124V123H227ZM235 124V123H234ZM32 125V124H31ZM32 125V126H33ZM148 125V124H147ZM201 125V124H200ZM211 125V124H210ZM209 125V126H210ZM213 125V124H212ZM216 125V124H215ZM224 125V124H223ZM222 125V126H223ZM21 126H23V125H21ZM21 126H19V127H21ZM131 126V127H130ZM209 126L206 128L207 129V131H209ZM214 126V125H213ZM225 126V125H224ZM246 126V125H245ZM23 127H26V126H23ZM22 127V128H23ZM37 127V126H36ZM192 127V128H191ZM211 127V126H210ZM10 128V127H9ZM202 128V127H201ZM209 128V129H208ZM16 129H18V128H16ZM28 129V128H27ZM31 129V128H30ZM205 129V130H206ZM5 130V129H4ZM6 130H9V129H7L6 128ZM21 130H23V129H21ZM25 130H26V128H25ZM24 130V131H25ZM32 130V131H33ZM211 130V129H210ZM31 131V132H32ZM206 131V132H207ZM228 131V130H227ZM230 131V130H229ZM136 131H134V133H135ZM204 132V131H203ZM205 132V133H206ZM210 132H212V131H210ZM215 132V131H214ZM20 133H21V131H20ZM19 133V134H20ZM195 133V134H194ZM217 133V132H216ZM215 133V134H216ZM219 133V132H218ZM217 133V134H218ZM5 134H8V132H6ZM12 134V133H11ZM33 134V133H32ZM90 134H93V137H91L90 136ZM129 134V133H128ZM131 134V133H130ZM209 135V133H206V135ZM212 134V133H211ZM214 134V133H213ZM9 135V134H8ZM205 135V134H204ZM208 135H207V137L206 136H203V137H205L206 139H207V142H205L206 143V145H207V143L209 142V140L211 139V138H213V135L209 138L208 137ZM233 135V134H232ZM12 136V135H11ZM51 136H53V138L55 137V140H53L52 142L50 141V143H49V139H50V137ZM118 136V137H117ZM126 136H128V135H126ZM243 136V135H242ZM263 136V135H262ZM64 137V138H63ZM67 137H68V139L69 140H67ZM142 137V136H141ZM200 137V136H199ZM217 137V136H216ZM256 137V136H255ZM43 138V139H42ZM52 138V139H53ZM123 138V137H122ZM134 138V137H133ZM138 138V137H137ZM155 138V137H154ZM208 138H209V140H208ZM227 140H226V139ZM251 138V137H250ZM35 139V140H34ZM51 139V140H52ZM62 139H66L68 142H66V140H65V142H64V140H62ZM156 139V138H155ZM230 139V138H229ZM232 139V138H231ZM236 139H237V137H236ZM120 140V139H119ZM158 140V139H157ZM216 140V139H215ZM214 140V141H215ZM7 141V140H6ZM150 141V140H149ZM232 141V140H231ZM242 141V140H241ZM10 142V141H9ZM151 142H154V141H151ZM174 143L173 145L172 144H170V143ZM212 142V141H211ZM210 142V144H212ZM17 143V144H16ZM111 143H113V144H111ZM121 143V142H120ZM138 143V142H137ZM155 143L156 144H160V143H157L156 142V140H155ZM155 143L154 144H152L151 146H155ZM169 143V144H168ZM193 143V142H192ZM195 143V142H194ZM198 143V142H197ZM228 143V144H227ZM109 144H111L112 145V147H110L109 146ZM164 144V145H163ZM191 144V143H190ZM219 144V143H218ZM12 145V144H11ZM117 145H118V142H117ZM147 145V144H146ZM171 146V147H166V146ZM199 145H200V143H199ZM203 145V144H202ZM205 145V146H206ZM230 145V144H229ZM235 145V144H234ZM19 146L20 147H22V152H20L21 150H19L18 148H19ZM23 146H25L24 148H23ZM120 146V145H119ZM132 146V145H131ZM143 146V145H142ZM153 146V147H154ZM185 146V148H183ZM191 146V147H190ZM194 146H196L195 144H194ZM204 146V145H203ZM204 146V147H205ZM209 144H208V146H207V148H208V150H210L209 149ZM214 146H215V144H214ZM233 146V145H232ZM244 146V145H243ZM246 146V145H245ZM121 147V146H120ZM193 147V148H192ZM198 147H200V146H198ZM218 147V146H217ZM216 147V148H217ZM6 148H8V146L6 147ZM14 148V149H15ZM119 148V147H118ZM147 148V149H148ZM210 148H211V146H210ZM215 148V147H214ZM236 148V147H235ZM240 148V147H239ZM238 148V149H239ZM21 149V148H20ZM24 149H26V150H24ZM121 149V148H120ZM173 149V150H172ZM198 149V148H197ZM202 149V148H201ZM200 149V150H201ZM213 149V148H212ZM241 149V148H240ZM247 149V148H246ZM254 149V148H253ZM111 150V151H110ZM123 150V149H122ZM125 150V149H124ZM216 150V149H215ZM214 150V151H215ZM131 151V150H130ZM140 151V150H139ZM143 151H144V149H143ZM171 151H173V153H175V155H173L172 154V152ZM202 151H204V149L202 150ZM206 151V150H205ZM217 151V150H216ZM240 151V150H239ZM249 151V150H248ZM5 152H7L8 153V151H5ZM24 152V153H23ZM117 152H120L119 151V149H118V151ZM124 152V151H123ZM134 152V151H133ZM132 152V153H133ZM142 152V151H141ZM141 152H138V153H141ZM155 152V153H154ZM234 152V151H233ZM242 152V151H241ZM14 153V152H13ZM14 153V154H15ZM23 155H22V154ZM137 153V154H138ZM149 153H152V154H149ZM201 153V154H200ZM250 153V152H249ZM6 154V153H5ZM26 154V153H25ZM120 154V153H119ZM125 154V153H124ZM131 154V153H130ZM134 154V153H133ZM203 154V155H202ZM208 154H210V152H208ZM242 154V153H241ZM7 155V154H6ZM23 156V157H20V156ZM26 155H28V154H26ZM122 155V154H121ZM142 155V154H141ZM152 155L153 156H155V157H152ZM240 155V154H239ZM16 156V155H15ZM147 156V155H146ZM211 156V155H210ZM215 156L214 157H212L211 156V158H213V160H214V158H215ZM243 156H245V155H243ZM28 157V156H27ZM115 157H117V158H115ZM119 157H120V155H119ZM143 157V158H142ZM159 157H161V159H163V160H161L160 161V158L158 159ZM168 157H171V159L169 160V161H165ZM233 157H234V160L233 161H237L236 162V164H235V162H234V164H233V161H230L231 160V158L233 159ZM10 158V157H9ZM148 158V157H147ZM155 158H157V161L158 162H160V163H157V161L155 160ZM215 158V159H216ZM239 160H237V159ZM244 158V157H243ZM17 159V160H18ZM137 159H139L138 157H137ZM137 159H135L136 161H137ZM145 156H141V160L142 161H145V160H147L148 161V159H145ZM15 160H16V158H15ZM26 160V159H25ZM30 160V159H29ZM28 160V161H29ZM140 160V161H141ZM199 160V161H198ZM263 160V159H262ZM261 160V161H262ZM10 161H12V160H10ZM19 161V160H18ZM21 161V160H20ZM32 161V160H31ZM154 161H156V162H154ZM175 163V166H173L174 165V163ZM202 161V160H201ZM250 161V162H249ZM5 162H8V159H7V161H5ZM16 162V161H15ZM27 162V161H26ZM25 161H24V163H26ZM139 162V161H138ZM138 162L136 163L137 165H138ZM151 162H153V163H151ZM200 162V163H199ZM240 162V163H239ZM255 162V161H254ZM260 162V161H259ZM11 163V164H12ZM145 163V162H144ZM214 163V162H213ZM213 163H211L212 165H213ZM218 163V162H217ZM238 163H239V165H238ZM242 163H244L246 166H245V168H244V165L242 164ZM257 163V162H256ZM264 163V162H263ZM136 164H134V165H136ZM216 164V163H215ZM240 164H242L241 166H240ZM20 165V164H19ZM27 165V164H26ZM153 165V166H152ZM172 165V166H171ZM252 165H253V167H255V165L252 163ZM252 165H251V167H252ZM257 165H259V164H257ZM257 165H256V167H257ZM6 166V165H5ZM4 166V167H5ZM143 166V165H142ZM141 166V167H142ZM147 166V167H148ZM177 166V169L175 168ZM216 166V165H215ZM219 166V165H218ZM238 167V169H237V167ZM260 166V165H259ZM8 167H5V171H6V169H7V171H6V174L8 175L9 174V170H8ZM175 169H174V168ZM201 168L200 170V173L199 172H197L196 171V169L197 168ZM214 167V166H213ZM239 167H241L240 169H239ZM248 168V169H252L253 170V167L252 168ZM123 168V169H122ZM133 168V169H132ZM137 168V167H136ZM135 168V169H136ZM145 168V167H144ZM143 168V169H144ZM210 168V169H209ZM215 168V167H214ZM218 168V169H219ZM243 168H244V170H243ZM116 169L118 170L117 172H116ZM130 170V172H132V170H133V172L135 173V175H136V173H138L139 175H141V177H143V179H141V177H139V176H137V177H139L138 179L136 178V180L137 181H140L139 183H140V187H138V186H134L135 185V183L137 182L136 180H135V182H131L130 181V179H128V178H131L132 180H134L135 179V176L133 175L134 173H131V174H129L130 172H129V170ZM139 169V168H138ZM154 169V171H153V173H152V170ZM235 169H236V171L238 170V174L240 173V171H241V173L238 175V174H236L237 172L235 171ZM137 170V169H136ZM145 170V169H144ZM144 170H142V171H144ZM149 170V171H148ZM150 170H151V173H150ZM177 170V171H176ZM198 170V169H197ZM212 170H214V169H212ZM256 170V168H254V170L253 171H255ZM260 170V171H259ZM9 171V172H8ZM60 171V173H58ZM120 171V172H121ZM196 171V172H195ZM243 171V172H242ZM253 171H251V172H253ZM63 172V173H62ZM211 172H213V175H214V177L215 178H213V180L214 179H218L217 180V184H215L216 183V181L214 180V182H213V180L212 181H210V178H212V177H210V176H213V175H211ZM222 172V173H221ZM236 172V173H235ZM245 172L247 173L248 172V174H245ZM251 172H250V174H251ZM264 172V171H263ZM62 173V175L64 174V175H66V177L68 176V179H66V180H64L63 182L61 181L63 178L65 179V177H63L62 178V175L60 176L59 174H61ZM122 173H120V174H122ZM149 173H150V175H149ZM216 175H215V174ZM5 174V175H6ZM10 174H11V172H10ZM17 174V175H18ZM115 174H116V176H115ZM128 174L131 176V177H129L128 176ZM259 174H261V176L259 175ZM12 175V174H11ZM10 175V176H11ZM57 175H58V177H59V179H58V177H57ZM63 175V176H64ZM110 175H112V177L110 176ZM174 175H175V178H177V181L173 178L174 177ZM222 175V176H221ZM238 175V176H237ZM243 175V174H242ZM257 175H259V176H257ZM197 176H199V177H197ZM39 177V178H40ZM109 177V178H108ZM124 177H126L127 179L126 180H128V181H130V182H126L125 181V178ZM132 177H134V179L132 178ZM199 178V179H197V178ZM210 177V178H209ZM242 177V178H241ZM260 177L262 178V179H260ZM7 178V177H6ZM11 178V177H10ZM62 178V179H61ZM74 178V179H73ZM106 178H107V181H106ZM112 178V179H111ZM260 180H259V179ZM61 179V180H60ZM114 179V180H113ZM150 179V180H151ZM197 179V180H196ZM243 179V180H242ZM248 179V178H247ZM256 179H258V180H256ZM40 180V179H39ZM176 181V183H175V181ZM202 180V182H199V181H201ZM256 181L257 183L255 184V182H253V181ZM7 181H8V179H7ZM74 181H76L75 182V184H74ZM123 181H125L124 183H121V182H123ZM152 181V182H153ZM246 181V183H247V185L248 186H252V188L250 189V190H252L253 189V187H254V185L253 184H255L256 185V188H259V187H257L258 185H259V181H260V185L262 186H260V190H261V194H260V190H258V189H254L253 191L256 193V194H259V196H260V199L262 198L263 200H258L259 198V196L258 195H255V197H257L258 199H257V201L258 202H261L260 204H258V203H253L254 201H252V200H255V202H256V199H253V197H252V195L250 196V195H248L246 192H247V188H248V186H247V188L246 189H244L245 187V185L243 184L244 182ZM248 181V182H247ZM249 181L251 182V184L249 183ZM262 181V182H261ZM16 182V181H15ZM43 182V181H42ZM119 182V183H118ZM143 182V183H142ZM148 182V181H147ZM146 182V183H147ZM149 182H151V181H149ZM160 182H163V183H161V184H159ZM166 182V183H165ZM210 182H213V188L212 187H210L211 186V183ZM50 183V184H49ZM76 183H77V185H76ZM112 183H114V182H112ZM111 183V184H112ZM117 183V184H116ZM139 183H136V185L137 184H139ZM156 183L157 184H159V186L158 185H156ZM164 183H165V187H164ZM4 184H6V183H4ZM120 184L122 185V186H120ZM148 184V183H147ZM210 184V185H209ZM258 184V185H257ZM11 185V184H10ZM46 185V184H45ZM59 185V186H58ZM113 185V184H112ZM130 185V184H129ZM145 185V184H144ZM209 185V186H208ZM52 186V185H51ZM63 186H64V184H63ZM63 186H61L62 188L60 189V190H62L63 189ZM80 186H82V187H80ZM84 186V187H83ZM85 186H87V187H85ZM124 186V187H123ZM203 186H205L206 188L207 187H209L212 191H211V194H212V192L214 191L216 194H214V192H213V196H210L211 194H210V192H206V196L204 195L203 196V198H202V195H200L201 193L200 192H204L203 190L201 191V189H199V188H203ZM18 187V188H19ZM123 189H122V188ZM130 187L131 186H129V190H134L132 187V189H130ZM223 187L226 189V192H225V190H224V192H223ZM3 188V187H2ZM5 188V187H4ZM3 188V189H4ZM8 188V187H7ZM90 188V189H89ZM106 188H109V189H106ZM113 188H114V186H113ZM115 188H114V190H115ZM205 188V190H207ZM222 189V192L223 193H220L221 192V190L220 189ZM6 189V188H5ZM48 189V188H47ZM102 189H104V191L102 190ZM149 189H150V191H149ZM172 189H174V191H172ZM213 189H216V191L215 190H213ZM12 190V189H11ZM64 190V189H63ZM126 190H127V187H126ZM125 189L123 190V191H126ZM128 190V191H129ZM140 189H138V191H139ZM218 190H220V191H218ZM246 190V191H245ZM255 190H258L257 192L255 191ZM8 191V190H7ZM97 191V192H96ZM11 192V191H10ZM29 192V193H28ZM52 193L54 196H49L48 195V193ZM115 192V191H114ZM131 192H133V191H131ZM140 192H141V190H140ZM156 192H157V194H156ZM248 192H249V190H248ZM30 193H31V195H37V197H38V199L36 198H34V197H30V198H28V196H27V194L28 195H30ZM61 193H62V195L64 196V194L63 193H65V191H61ZM81 193H82V197H81ZM111 193V194H110ZM120 193V192H119ZM143 193V192H142ZM6 194H8V192L6 193ZM58 194V193H57ZM75 194V195H74ZM93 194V193H92ZM91 193H90V196L92 195ZM132 194V193H131ZM137 194H139V192L137 193ZM161 194L164 196V197H162L161 196ZM223 194V195H222ZM263 194V195H262ZM9 195V194H8ZM61 194H59V196H60ZM65 195H68V194H65ZM77 195H79V196H77ZM88 195H89V193H88ZM103 195V196H102ZM113 195H114V193H113ZM142 195V194H141ZM184 195H186V196H184ZM4 196H5V194H4ZM69 196V198H71L70 197V195H68ZM112 196V197H111ZM117 196H118V194H117ZM123 196V195H122ZM127 196V195H126ZM130 196V195H129ZM136 196V195H135ZM137 196H139V195H137ZM196 196H197V198H196ZM198 196L200 197V198H202V199H198ZM6 197V196H5ZM9 196H7V198H8ZM67 197V196H66ZM196 198V199H194V198ZM251 198V199H249V198ZM33 198V199H32ZM62 197H60V199H61ZM83 200H82V199ZM86 198H87V196H86ZM93 198V199H94ZM112 198V199H111ZM115 198V197H114ZM119 198V197H118ZM132 198V197H131ZM130 198V199H131ZM138 198V200L139 201H141V202H139V203H141V205H143V197H141V200L139 199L140 198V196L139 197H137ZM192 198L194 199V200H192ZM13 199V198H12ZM11 199V200H12ZM89 199H91V198H89ZM88 199V200H89ZM96 199V200H97ZM110 199V200H109ZM127 199H128V196H127ZM126 199V200H127ZM130 199H129V203H130ZM134 200H136L135 198H133ZM133 199H132V201H133ZM191 199V202L189 203V200ZM82 200V201H81ZM86 200V201H85ZM96 200H93V202H94V204H95V202H96ZM122 200H124V201H126L125 200V197L124 198H122ZM122 200H121V202L120 203H122ZM73 201V200H72ZM71 201V203H75V201H73L72 202ZM98 202H101V201H103L102 199L101 200H97ZM123 201V202H124ZM131 201V202H132ZM137 201V200H136ZM196 201V202H197ZM250 201H252V203H250ZM11 202V201H10ZM22 202H20V203H22ZM82 202H85V203H83V204H81ZM87 202H89V203H87ZM128 202V201H127ZM23 203V204H24ZM97 203V202H96ZM112 203H109V205L110 204H112ZM134 205H135V203L134 202H132ZM152 203H154V204H152ZM199 203V202H198ZM100 204V203H99ZM125 204V203H124ZM22 205V204H21ZM82 205V206H81ZM95 205H98V204H95ZM106 205V204H105ZM104 205V206H105ZM113 206H114V203L112 204ZM112 205H110V206H112ZM177 205V206H176ZM185 205H183V207L185 206ZM203 205V206H202ZM27 206V205H26ZM50 206H52V205H50ZM87 206V205H86ZM107 206V205H106ZM105 206V207H106ZM166 206V207H165ZM186 206V207H187ZM195 206V207H196ZM28 207V206H27ZM84 207V206H83ZM89 207H91V206H89ZM94 207H97V206H94ZM116 207V206H115ZM160 207H161V205H160ZM182 207V208H183ZM194 207V205H193V209L195 208ZM87 208V207H86ZM98 208V207H97ZM100 208V207H99ZM98 208V210H100ZM156 208V209H157ZM168 208V207H167ZM196 208H199V207H196ZM89 209V208H88ZM94 209V208H93ZM107 210H108V208H106ZM160 208H158V210H159ZM169 209H171V208H169ZM191 209V208H190ZM206 209H203V210H206ZM158 210H156V212H158ZM185 210V209H184ZM110 211V210H109ZM146 211H147V209H146ZM150 211H149V213L147 212V214H146V216L149 214L150 215ZM168 211V210H167ZM181 211V210H180ZM191 211H193V210H191ZM83 212V211H82ZM91 212H92V210H91ZM94 212V211H93ZM97 212V211H96ZM103 212V211H102ZM165 213H166V211H164ZM169 212V211H168ZM95 213V212H94ZM115 213V212H114ZM161 213V212H160ZM182 213V212H181ZM180 213V214H181ZM189 213V212H188ZM207 213V214H208ZM105 214V213H104ZM184 214V213H183ZM190 214V213H189ZM96 215V214H95ZM100 215V214H99ZM112 215H113V213H112ZM104 216V215H103ZM154 216H155V214H154ZM153 216V217H154ZM159 216V215H158ZM182 216H184V215H182ZM101 217V216H100ZM137 217V216H136ZM152 217V216H151ZM163 217V216H162ZM164 217H165V215H164ZM163 217V218H164ZM186 217V216H185ZM99 218V217H98ZM119 218V217H118ZM130 218H131V216H130ZM147 218V217H146ZM161 218V217H160ZM162 218V219H163ZM166 218V217H165ZM187 218V217H186ZM189 218V219H190ZM113 219V218H112ZM120 219V218H119ZM132 219V218H131ZM137 219V218H136ZM150 219V218H149ZM162 219H159V220H162ZM115 220H116V217H115ZM133 220V219H132ZM140 220V219H139ZM154 220H155V218H154ZM153 220V221H154ZM158 220V219H157ZM96 221V220H95ZM114 221V220H113ZM121 221H123V220H121ZM135 221V220H134ZM153 221H152V219L150 220V222H152L153 223ZM163 222H165L164 220H162ZM184 221H186V220H184ZM149 222V220H148V222L146 221V223H150ZM156 222V221H155ZM181 223V222H180ZM193 223H192V225H193ZM209 223V224H208ZM119 224V223H118ZM160 224H162V223H160ZM167 224V223H166ZM150 225V224H149ZM168 225V224H167ZM170 225V224H169ZM168 225V226H169ZM152 226V225H151ZM151 226H149V227H151ZM163 226H164V223H163ZM163 226H161V227H163ZM189 226V225H188ZM194 226V225H193ZM206 226V227H205ZM129 227V226H128ZM147 227V226H146ZM161 227H160V229H161ZM174 227V226H173ZM173 227H172V229H173ZM190 227H191V224H190ZM151 228H152V230H151ZM150 229H149V231L151 230L152 232H154V234H156L155 233V231L153 230V227H151ZM157 228V227H156ZM164 228V227H163ZM175 228H177V227H175ZM191 228H193V227H191ZM209 228V229H208ZM165 229V228H164ZM167 229V228H166ZM196 230H198L197 232H196ZM130 231H132V230H130ZM150 231V232H151ZM158 232L160 231V230H157ZM164 231H166V230H163V232ZM171 231V230H170ZM173 231V230H172ZM171 231V232H172ZM175 231V230H174ZM127 233L129 232L128 231V229H127V231H126ZM147 232H148V230H147ZM162 232V229H161V231L159 232V233H161ZM176 232V231H175ZM177 233V232H176ZM129 234V233H128ZM127 234V235H128ZM153 233L152 234H150L149 236L150 237H152V235H154ZM158 234V233H157ZM134 235V234H133ZM163 235V234H162ZM165 235H166V232H165ZM164 235V236H165ZM167 235H168V233H167ZM178 235V234H177ZM182 235H184V234H182ZM204 235V236H203ZM212 235V236H211ZM213 235H214V239H213V241H212V238H213ZM130 236V235H129ZM147 236H148V234H147ZM147 236H146V238H147ZM148 236V237H149ZM170 236H172L171 234H170ZM179 236V235H178ZM175 237V236H174ZM212 237V238H211ZM156 238H157V236H156ZM155 238V239H156ZM163 238V237H162ZM208 238V237H207ZM207 238H204V240L205 239H207ZM149 239V238H148ZM166 239V238H165ZM173 239V238H172ZM179 239V238H178ZM186 239V238H185ZM151 240V239H150ZM167 240H169V239H167ZM191 240V239H190ZM215 240V241H214ZM129 241V240H128ZM165 241V240H164ZM176 241V240H175ZM183 241V240H182ZM149 242V241H148ZM151 242V241H150ZM169 242H171V241H169ZM177 242V241H176ZM176 242H174V243H176ZM181 242V241H180ZM187 242H189L188 240H187ZM187 242H185L186 243V245H188L187 244ZM152 243L153 244H156V242L154 243V241L152 240V242H151V244L149 245L150 247L152 246H154V247H156L155 245H152ZM172 243V242H171ZM182 243V242H181ZM180 243V244H181ZM184 243V242H183ZM161 244V243H160ZM167 244H169V243H167ZM196 244V245H197ZM200 244V243H199ZM146 245H148V243L146 242ZM164 245H166V243L165 244H163V248L164 249H166L167 248V246L169 247V245H167V246H165L164 247ZM171 245V244H170ZM174 245V244H173ZM176 245H178L177 243H176ZM185 245V244H184ZM183 246V245H182ZM181 246V247H182ZM150 247H148V248H150ZM151 247V248H152ZM153 247V248H154ZM171 247V246H170ZM170 247H169V249H170ZM174 247V246H173ZM199 248V251H198V248ZM70 248H72V247H70ZM162 248V249H163ZM177 248V247H176ZM179 248H180V246H179ZM179 248H178V250H179ZM184 248V247H183ZM182 248V249H183ZM146 249H147V247H146ZM168 249V248H167ZM173 249H175V248H173ZM74 250V249H73ZM171 250V249H170ZM178 250H176V252H178ZM181 250V249H180ZM202 251V253H201V251ZM203 250H205V252H206V250H209V251H207L206 253L209 255H207V254H205V252L203 251ZM221 250V251H220ZM76 251V250H75ZM74 251V252H75ZM146 251H148V250H146ZM169 251V250H168ZM184 251H186V250H184ZM189 251V250H188ZM188 251H186V253H188ZM211 251H213V249L211 250ZM220 251V252H219ZM153 252H154V250H153ZM159 252V251H158ZM174 252H175V250H174ZM174 252H172L173 254H175ZM190 252V251H189ZM194 252V251H193ZM198 252H199V254H198ZM76 253H77V251H76ZM165 253H167L168 255H169V253L168 252H165ZM184 253V252H183ZM191 253V256H192V252H190ZM146 254H150L149 253V251H148V253H146ZM155 254V253H154ZM163 254V253H162ZM166 254V255H167ZM178 255H179V253H177ZM196 254V255H195ZM223 254H224V258L222 259V257H223ZM71 255V254H70ZM152 255V254H151ZM167 255V256H168ZM188 255V254H187ZM186 255V258L188 257ZM147 256V255H146ZM148 256H150V255H148ZM147 256V257H148ZM158 256V255H157ZM156 256V257H157ZM162 256V255H161ZM164 256H165V254H164ZM164 256H162V257H157L158 258V260L160 261L159 263L161 264V260L160 259H162L163 261L165 260V263L167 262L168 263V259H166V256H165V258H164ZM175 256V255H174ZM177 256V255H176ZM175 256V257H176ZM182 258H184V259H180L179 258V256H178V258L179 259H175V257H174V259H173V262H172V264H178V262L181 264L182 263V261L181 260H183V262L186 260L185 259V255H184V257L182 256V253H181V255H180ZM79 257V256H78ZM153 257H154V255H153ZM171 257H172V255H171ZM150 258H151V260H150ZM164 258V259H163ZM177 258V257H176ZM191 257H189V259H190ZM216 258V259H215ZM79 259V258H78ZM83 259V258H82ZM150 261H152V262H150L149 260H147V258H146V263L147 264H153L154 262H153V260H156L155 261V263L154 264H156V262H157V264H159L158 263V261H157V259L156 258H152L151 256L148 258ZM170 259H172V258H170ZM169 259V260H170ZM188 259V258H187ZM194 259H195V261H194ZM202 259H203V256H202ZM203 259V260H204ZM206 259H205V261H206ZM216 261H215V260ZM222 259V260H221ZM80 260V259H79ZM167 260V261H166ZM176 260H177V262H176ZM203 260H199V263H201V261H202V263H204L205 261H203ZM149 261V262H148ZM192 261V260H191ZM191 261L189 262L190 264H192L191 263ZM198 261V260H197ZM207 261H206V263H207ZM84 262V261H83ZM175 262V263H174ZM186 262H187V260H186ZM216 262V263H215ZM222 262V263H223ZM166 263V264H167ZM196 264H197V262H195ZM194 263V264H195ZM198 263V264H199ZM201 263V264H202ZM206 263H204V264H206ZM207 263V264H208ZM211 263V264H212ZM222 263H219V264H222ZM83 264V263H82ZM163 264H164V262H163ZM168 264H171V262L170 263H168ZM183 264H186L185 262L183 263Z\"/></svg>",
  "mask_w": 264,
  "mask_h": 264
}]
</instances>
